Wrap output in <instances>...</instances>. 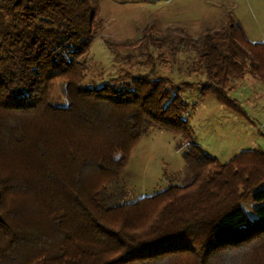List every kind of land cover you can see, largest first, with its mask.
<instances>
[{
	"label": "trees",
	"instance_id": "1",
	"mask_svg": "<svg viewBox=\"0 0 264 264\" xmlns=\"http://www.w3.org/2000/svg\"><path fill=\"white\" fill-rule=\"evenodd\" d=\"M100 12L101 0H0V264H264V152L226 163L207 154L179 93L198 86L245 115L229 91L248 72L264 82V42L233 20L178 40L146 29L112 47L183 44L206 81L87 86ZM147 62L155 67L152 54ZM58 81L64 106L52 99ZM151 127L189 142L192 180L115 204L108 185ZM250 197L254 218L243 208Z\"/></svg>",
	"mask_w": 264,
	"mask_h": 264
},
{
	"label": "rangeland",
	"instance_id": "2",
	"mask_svg": "<svg viewBox=\"0 0 264 264\" xmlns=\"http://www.w3.org/2000/svg\"><path fill=\"white\" fill-rule=\"evenodd\" d=\"M98 19L100 30L85 57L83 85L87 86L112 79L125 86L139 75L165 77L177 84L206 81L205 75L192 72L198 55L183 44L172 41L161 48L146 45L132 51L112 47V43L141 38L146 29L160 31L159 38L168 33L178 40L182 35L197 38L206 29H221L233 20L250 41L264 42V0H101ZM149 54L155 58V67L147 62ZM179 93L190 105L187 118L194 142L207 154L226 163L244 151L264 152V82L249 72L243 79L232 80L229 95L238 100L245 115L220 103L213 94L203 95L198 86L181 88ZM52 99L57 105H67L62 81L55 84ZM189 148L180 134L151 127L119 178L108 185L109 192L115 193L113 203L134 202L171 185L188 184L192 174L183 154ZM256 205L252 197L243 203L251 218Z\"/></svg>",
	"mask_w": 264,
	"mask_h": 264
}]
</instances>
